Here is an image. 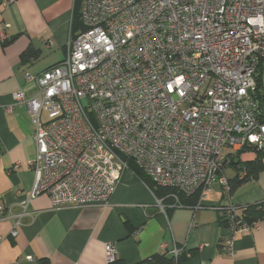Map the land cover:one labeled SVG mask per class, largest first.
Here are the masks:
<instances>
[{
	"label": "built area",
	"instance_id": "2783aa9c",
	"mask_svg": "<svg viewBox=\"0 0 264 264\" xmlns=\"http://www.w3.org/2000/svg\"><path fill=\"white\" fill-rule=\"evenodd\" d=\"M80 22L64 60L26 73L35 94L6 106L34 123L32 196L54 209L105 204L132 160L199 202L218 183L233 254L236 236L259 227L232 202L223 167L232 152L264 150V0H81ZM174 196L169 207L184 205ZM105 250L117 260L114 243Z\"/></svg>",
	"mask_w": 264,
	"mask_h": 264
},
{
	"label": "crops",
	"instance_id": "0c3cea01",
	"mask_svg": "<svg viewBox=\"0 0 264 264\" xmlns=\"http://www.w3.org/2000/svg\"><path fill=\"white\" fill-rule=\"evenodd\" d=\"M74 5L75 0H0V205L6 211L0 218V264H111L105 250L110 242L124 264L156 253L175 256V249L185 256L181 264H264V217L258 228L236 236L233 254L225 253L228 228L216 208L225 201L218 183L197 204L165 209L132 169L123 172L105 204L54 209L48 195L32 196L34 123L25 106L12 112L6 106L18 90L35 94L26 73L39 74L64 60ZM232 153L224 173L231 180L246 177L231 193L232 202L240 210L263 206L264 167L247 177L246 163L264 165V150Z\"/></svg>",
	"mask_w": 264,
	"mask_h": 264
},
{
	"label": "trees",
	"instance_id": "16d2710c",
	"mask_svg": "<svg viewBox=\"0 0 264 264\" xmlns=\"http://www.w3.org/2000/svg\"><path fill=\"white\" fill-rule=\"evenodd\" d=\"M80 8H81V0H75L74 5V14H73V22H72V29L73 31L78 30L81 27L80 22ZM259 82V79H258ZM256 149L255 146L252 147H245L241 149L239 152H243L248 149ZM260 151V150H258ZM237 156V155H236ZM233 161V158H230L229 164ZM247 169L249 170L247 177L249 174L253 173L254 176H257L258 173L263 169L264 165H261V162L257 160L254 164L253 163H246ZM129 169H132L135 173H137L145 182L146 184L152 189L154 194L157 198L163 199V203L166 205V208H168L170 205L174 204L176 202L175 196L176 195L182 204H197L200 198L199 193H194L192 195H187L183 192H179L175 189L171 188H164L157 186L152 179L147 176L143 170L132 160L129 162ZM246 177H243L242 179H239L238 176L234 179H230L231 182V189L232 193L237 189L238 185L245 179ZM246 218L248 219V222H253L255 220H260L264 217V205L261 206L260 204L255 205H248L245 209ZM128 226L129 225L128 223ZM185 260V256L179 255L176 256H170L166 253H156L150 257H147L135 264H181L182 261ZM111 264H124L120 262L118 259L112 262Z\"/></svg>",
	"mask_w": 264,
	"mask_h": 264
},
{
	"label": "rangeland",
	"instance_id": "374dc122",
	"mask_svg": "<svg viewBox=\"0 0 264 264\" xmlns=\"http://www.w3.org/2000/svg\"><path fill=\"white\" fill-rule=\"evenodd\" d=\"M46 115H47V114H46V113H44V117H45V118H46ZM224 151H225V149H223V152H224Z\"/></svg>",
	"mask_w": 264,
	"mask_h": 264
},
{
	"label": "water",
	"instance_id": "95a60500",
	"mask_svg": "<svg viewBox=\"0 0 264 264\" xmlns=\"http://www.w3.org/2000/svg\"><path fill=\"white\" fill-rule=\"evenodd\" d=\"M226 163H227V160L224 161V165H226Z\"/></svg>",
	"mask_w": 264,
	"mask_h": 264
}]
</instances>
